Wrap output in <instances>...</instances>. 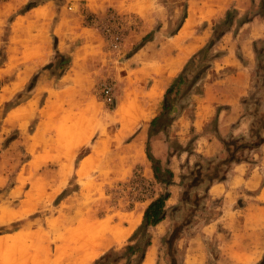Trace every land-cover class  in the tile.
I'll use <instances>...</instances> for the list:
<instances>
[{
  "label": "rangeland",
  "instance_id": "rangeland-1",
  "mask_svg": "<svg viewBox=\"0 0 264 264\" xmlns=\"http://www.w3.org/2000/svg\"><path fill=\"white\" fill-rule=\"evenodd\" d=\"M21 1L0 0V264H71L69 255L83 248L82 244L88 247L87 235L93 233L86 232L90 223L106 221L108 225L102 223L108 230L99 227L104 232H97L96 236L101 233V237L93 239L98 241L100 250L105 247L100 245L109 234L123 229L131 217L163 191L144 175L133 151L128 149L136 134L146 131L150 121L162 113L163 96L152 107H148L144 97L163 77L170 56L179 50L163 52L165 45L171 43L166 37L187 14L186 2L151 0L152 17L157 22L150 24L152 29L148 25L146 33H154L157 27L161 30L152 44L132 58L143 38L139 33L145 31L144 18L131 13L118 14L111 9L97 16L66 0H24L18 6ZM222 1L190 0V11L196 13L197 19L189 37L179 36L177 40L180 46L192 39L195 47L181 67L169 71L170 75L175 74L171 84L190 58L212 39L213 28L221 24L226 11L235 13L231 34L221 37L209 50L204 61L209 68L205 73L194 84L192 79L197 69L195 64H190L183 79L167 95L169 110L165 117H160L159 124L169 121L165 136L169 156L179 154L178 149L184 147L180 142L192 154L197 134L189 131V125L195 113L208 115L205 131L214 132L215 113L223 108L221 95L239 104L240 100L247 101L245 107L240 104L241 112L249 127L253 125L259 130L263 141L259 147L264 143V37L252 43L249 31L239 25L244 19L258 16V6L252 3L254 0H239L238 5L223 10ZM29 2L36 5L32 16L17 17ZM160 2L167 5L161 6ZM221 10L225 11L223 18ZM109 15L132 19L122 23V39L117 49L110 46L101 24ZM44 39L49 43L47 59L51 58L34 70V63L26 61L32 55L30 49L28 54L22 55L21 51L33 43L36 48L41 47ZM229 49L235 51L242 64L250 62L251 69L237 77L241 82L240 91L221 92V84L216 82L230 73L221 63V57ZM260 51L259 66L263 73L259 76L256 52ZM58 55L66 59V64L60 65ZM224 61L229 63V58ZM39 73H45L49 79L42 78L40 82L46 81L43 87L27 92V84ZM64 74L65 85L61 88L56 79ZM104 84L112 87L115 97L112 106L106 105L100 94ZM132 99V107L136 109L129 107L128 110L140 113L127 112L137 119L126 125L117 110ZM144 112L146 118H143ZM129 114L127 120L131 118ZM243 138L250 141L248 134ZM186 157L191 164L184 160L181 182L182 196L186 192L187 202L182 198L178 204H168V217L162 224L164 232L156 238L153 247L156 264L171 261L174 264H235L226 255L229 230L221 236L214 222L219 215V201L206 198V184L190 185L194 172L210 175L213 165L221 159H207L196 153ZM242 157L250 160L247 169L264 179V151L253 156L245 152ZM172 165L176 169L178 164L173 160ZM243 217L239 213L236 221L228 222L241 223ZM94 224L91 226L97 229L98 224ZM74 230H81L83 235L85 230L87 237H81L82 233L79 235ZM148 231L152 237L153 230ZM172 233V246L168 248L166 241ZM237 240L243 242L242 252L255 249L253 245H245L255 237L239 236ZM106 243L108 247L109 242ZM127 244L124 240L117 247L107 248L105 252L113 250L108 262L116 260V264H126L118 258ZM255 264H264V256Z\"/></svg>",
  "mask_w": 264,
  "mask_h": 264
},
{
  "label": "crops",
  "instance_id": "crops-1",
  "mask_svg": "<svg viewBox=\"0 0 264 264\" xmlns=\"http://www.w3.org/2000/svg\"><path fill=\"white\" fill-rule=\"evenodd\" d=\"M71 5L80 8H84V11L89 14H95L97 16H103L106 11L108 10H114L118 12V14H126L131 13L135 16L142 19V22L145 23V31L139 33L141 35L140 38L147 35L149 28L152 27L150 25L152 22H157L156 19H154L153 13H152V7L153 3L151 0H66ZM177 0L174 2L176 3ZM260 1V0H259ZM259 1H252L253 4H256L258 6ZM173 2V3H174ZM186 2V16L183 18L181 24L172 31L171 34H169L166 37V41L171 42L168 45H165L163 52H166V54L172 53L173 49L179 48L177 52H175L174 56H170V59L168 60L165 68V72L163 77L159 78L157 82L153 84L151 89L155 86L160 92V96H163L168 86L171 84L172 78L175 76V74L170 75L169 71H173L175 69H178L181 67L184 63V61L187 59L188 54L193 50L195 47L194 41L187 40L184 44H180L177 40L179 36H184L188 38L191 29L193 28L197 16L196 13L190 11V0H185ZM223 2V3H222ZM221 2V6L224 7L223 10H226L228 7L238 5L239 0H223ZM20 5L24 4V0L18 3ZM161 6H166V2H160ZM250 4V3H249ZM149 5V7H148ZM35 9L32 8L28 11H26L23 14H18L17 17H23V16H32V12ZM225 11L221 10V18H223ZM191 16V24L188 27L184 28V24L186 19ZM149 25V28H148ZM242 29L246 28L249 31V36L251 37V42L264 37V16L258 15L251 18V20L245 24L242 25ZM153 28V27H152ZM151 28V29H152ZM241 29V30H242ZM161 30L160 27H157L154 29V33L152 35V39L148 42H146L141 48H139L136 52L132 54V58H135L140 52L144 51L145 48H147L148 45L152 44L154 42V39L156 35ZM144 32V33H143ZM230 31L225 33L222 38H225L226 36L230 35ZM232 35H234L232 33ZM55 40V37H52ZM166 41L164 44H166ZM49 43L48 40H43V45L41 47L36 48L34 43L24 50H22L21 54L27 53V50L30 49L29 57H27L26 61L28 63H34L33 65L34 70L42 67L47 60V55L49 52ZM174 50V51H175ZM58 51H54V54H60L56 53ZM28 54V53H27ZM75 53L72 54L74 57ZM172 55V54H171ZM232 55V58L230 57ZM229 58V63H224L225 59ZM47 59V60H46ZM181 59V64L179 67H177L178 60ZM221 63L222 67L226 68L230 71L229 75L225 74L221 78V80L217 81L216 84H221V92H227V91H240L241 88V82L237 81V77L242 76V73L244 71H248L250 68L251 63H245L242 64L241 61H239L235 56V51L229 49L225 52V54L221 57ZM49 79V76H47L45 73H39L37 77V81L35 84V87L30 92H33L36 90V88L43 87L46 83V81L40 80ZM65 78L66 75H62L61 77H57L56 83L59 85V87H64L65 85ZM73 79V78H72ZM41 83V84H40ZM150 89V90H151ZM149 90V92H150ZM232 91V92H233ZM148 92V93H149ZM240 93H238L237 97H239ZM48 97V96H47ZM158 97V98H159ZM236 97V98H237ZM157 98V100H158ZM223 98V99H222ZM144 101H146L144 97ZM157 102V101H156ZM237 102V100H228L225 96L221 95V106L227 110L221 109L218 113H215V117L217 120V127L214 130V132L207 133L205 131V124L208 121V115H203L200 112L195 113L191 117V123L189 131L193 132L194 134H197V137L193 141L194 149L192 154H189L188 151H181L178 155H172L169 156L167 153V146L165 144V136L167 128L162 131H157L155 134L150 136V138L147 137L148 128L146 131H140L136 134V136L132 139V141L129 143L130 149L133 151L134 156L137 158L138 163L143 168L144 175L150 179L153 180V182L156 185H159L161 189L166 188L169 192V197L165 201V209L167 210L168 204H178L181 202L182 199V177L181 173L183 172V163L186 160L187 163L191 164L190 159H186L188 155L193 154H200L204 158L207 159H213V158H219L222 159L224 157V147L221 143V140H225L232 137H238L240 135L244 136L248 132L249 124L247 123L248 120L246 119V116L241 112L240 104ZM46 106V104H45ZM18 108L15 107L14 109ZM12 109V110H14ZM44 109V106L40 109L42 111ZM210 116V115H209ZM41 119V118H40ZM223 122V124H221ZM39 125V120L37 122ZM36 124V125H37ZM149 142V148L150 152L153 155L154 158L159 159L162 166L168 168L172 174V183L168 186H163L160 184H157L153 178V173L151 170V164L147 160L145 156V144L146 142ZM181 146L185 145L180 142ZM197 144V148H196ZM134 145H138L139 147V153L136 155ZM183 147V148H184ZM262 151H264V143L255 151H251V155H261ZM168 157V158H167ZM189 158V157H188ZM173 160L177 162L176 169L174 168V165H172ZM250 161V160H249ZM243 161L239 163H232L226 168L225 172V178L221 181H213L209 186L205 189L204 195L209 200H217L219 201V215L217 216V219L214 221L215 225L218 227L219 232L222 236L223 233H225V230H229L228 240H226L227 248H226V255L229 258V261L234 262L235 264H255L258 262L259 258L264 256V179H262L257 172L254 170L247 169L248 166L251 165L250 162ZM152 201V200H151ZM234 203L237 204L234 206ZM149 204L146 203L144 207L133 217L129 219L126 226H123V229H120L121 231H125L122 235L116 236L112 234H109L106 238L107 240L103 241V244L100 246H105L104 248H100L97 244V240H95V243L93 241H90L88 244V247L78 251L76 253L75 251L72 252L67 258L70 260L71 264H84V263H91L95 258L101 256L105 253V250L107 248H114L120 245L124 240L126 241L132 234V232L135 230V228L140 224L142 220L143 211L146 208V206ZM241 213L242 216H244L241 219V223L233 224L229 223L230 220L236 221V214ZM168 211L166 213V217L164 220L159 222L154 227H150L149 229L153 232V236L151 237V244L147 248L145 252L144 259L141 264H146L148 253L150 250H152V253L150 255V264H156V254H155V247L154 243L156 241V238L158 236H161V234L164 232L163 223L167 219ZM138 219V222L135 224L133 228L130 227L129 222ZM162 228V229H161ZM255 237V240L252 242L246 241L245 245H253L255 249H247L245 252H242V244L243 242L238 241V237ZM92 242V243H91ZM109 246L106 247L108 245ZM96 244V245H95ZM107 244V245H104ZM154 247V248H153ZM94 255L91 258H87L84 261L82 258H84L85 255H88L92 252ZM90 261V262H89Z\"/></svg>",
  "mask_w": 264,
  "mask_h": 264
},
{
  "label": "trees",
  "instance_id": "trees-1",
  "mask_svg": "<svg viewBox=\"0 0 264 264\" xmlns=\"http://www.w3.org/2000/svg\"><path fill=\"white\" fill-rule=\"evenodd\" d=\"M36 7V5L32 2L27 3L23 9H21L18 14H23L26 11ZM234 11H226L225 16L223 18V21L221 24L216 25L213 28V37L209 40V42L206 44L205 47L201 48L195 56L190 58L188 63L183 68L181 74H179L172 82V84L166 89L164 95H163V102H162V113L160 114V117L163 118L166 116V112L169 110V105L167 104V95L172 92L174 89L176 83L181 81L184 77V74L186 73L188 66L190 64H195L196 66V73L192 79V82L195 84L201 77L203 73L209 68V65H206L204 63L205 60L208 59V53L209 50L214 46V43L216 41H219L221 37L230 31L233 19H234ZM258 14L261 16H264V0H260L258 3ZM251 18H247L242 20L239 25H243L247 22H249ZM182 22V21H181ZM180 22V24H181ZM179 24V25H180ZM177 25V27L179 26ZM153 32L148 33L142 38L141 43L137 48H135L134 52H136L139 48H141L146 42L150 41L152 39ZM61 59L60 65L66 64V59L63 58L62 55H58ZM200 56V60L203 63L199 64V61L196 60V57ZM262 56V52H256V60H257V70L256 74L260 76V72L263 73L260 65V57ZM264 74V73H263ZM38 75H34L29 83L27 84L26 90L27 92H30L35 87L36 81H37ZM241 104L245 107L247 104V101L245 99L241 100ZM160 117H155L150 121V125L148 128L147 137L150 138L153 134H155L157 131H164L168 127V122L159 124ZM256 127V126H255ZM253 125L249 127L248 130V137L249 142L246 141L243 136L240 137H232L229 138V142L226 140H221V143L224 147V157L219 161L218 163L214 164L211 168L210 175H203L200 171L194 172L193 176L191 177V183L190 185L192 187H199L203 184H206V187L211 184L213 181H222L225 178V172L226 168L232 164V163H239L243 161H247L245 158H243V154L245 152H251L256 150L259 145L263 142L262 138L259 136V130H257ZM256 138L258 141L252 142L251 140ZM239 139V140H237ZM244 140V141H243ZM179 152L181 151H188L186 148L178 149ZM145 156L147 160L151 164V170L153 173V178L157 184L168 186L172 183L173 174L172 172L162 166L159 159H156L153 157V155L150 152L149 148V142L147 141L145 144ZM186 193V192H185ZM182 196V200L184 202H187L186 195ZM61 196L57 198L60 199ZM169 197V192L166 188H163V191L152 201L149 202V204L146 206V208L143 211L142 220L140 224L135 228V230L132 232L131 236L127 239V245L124 246V251L121 254V256L118 258L119 261L121 259H124L126 261V264H141L145 252L149 245L151 244V237L149 235V228L154 227L159 222L165 219L167 210L165 209V201ZM59 201V200H58ZM173 233L170 234L166 241V245L168 248L172 246V240H173ZM111 253H113V250L111 252H105L100 257L95 259L92 264H116V260L109 261V257L111 256ZM118 261V260H117ZM116 262V263H115ZM170 264H174L172 261Z\"/></svg>",
  "mask_w": 264,
  "mask_h": 264
},
{
  "label": "bare ground",
  "instance_id": "bare-ground-1",
  "mask_svg": "<svg viewBox=\"0 0 264 264\" xmlns=\"http://www.w3.org/2000/svg\"><path fill=\"white\" fill-rule=\"evenodd\" d=\"M191 16H189V18L188 19H186V21H185V24H184V28L185 27H188L190 24H191ZM180 64H181V59H179L178 60V62H177V67H179L180 66ZM159 95H160V92H159V90L157 89V87H153L151 90H150V92L149 93H147V95H146V97H145V99H146V101L145 102H147V105H148V107H152L155 103H156V101H157V98L159 97ZM131 100V99H130ZM129 100V101H130ZM126 102H127V100H126ZM131 102H133L134 103V101H133V99H132V101H130V103H125V105L124 104H122L119 108H118V114H119V116H121L122 117V119L124 118V120L127 122V124L126 125H129L131 122H132V120H134V114H129V116L131 117H129L130 119L129 120H131V121H129V120H127L128 118L126 117V115L128 116V114H126L127 112H138L137 110L136 111H131V110H134V109H136L135 108V106L133 105V107H132V104H131ZM128 107V108H127ZM129 107H131V110H128V109H130ZM133 108V109H132ZM154 108V107H153ZM138 113H140V112H138ZM142 114V113H141ZM135 115H137V114H135ZM132 116H133V119H132ZM147 117H148V115H147ZM143 118H146V115H145V112H144V116H143ZM136 119L137 118H135V120L134 121H136ZM127 127V126H126ZM134 148H135V153H136V155H138V153H139V147H138V145H134ZM100 222V221H99ZM99 222L97 221V222H93V223H90L91 225H93L94 223V225H96V224H98L97 226V229H96V227L94 228V226H91L90 224H88V226L90 225V231L88 230V231H86L87 233L88 232H91V231H93V233L91 232V233H89L87 236H89V237H87L86 236V234L87 233H85V230H84V235H83V233L82 232H80L81 230H79V232L80 233H82L81 235H80V233L76 230H74V232L76 233H79V235L82 237V235H83V237L85 238V237H87V239L89 240V242H87L88 244L90 243V241H92L94 238H96V237H101V236H99V235H101V233L98 235V236H96L97 235V232H102V234H103V232L104 231H102V230H106L107 229V223H106V221H102V222H100V226H99ZM138 222V219H136V220H133V221H130L129 222V225H130V227L131 228H133L134 226H135V224ZM102 223H104V224H106L107 226H105V228L103 227V224ZM109 223V222H108ZM82 225V224H81ZM87 225V224H86ZM110 226V225H109ZM82 226H80V228H81ZM99 227H103L102 228V230H100V229H98ZM112 226H110V228H111ZM79 228V229H80ZM109 228V227H108ZM86 230L88 229V228H85ZM116 229V228H115ZM118 229V228H117ZM116 229V230H117ZM100 230V231H99ZM108 230V229H107ZM125 231H119V230H117L116 232H114V235H116V236H119V235H122L123 233H124ZM72 233H73V231H72ZM75 233H73V234H75ZM109 234V233H108ZM107 234V235H108ZM76 235V234H75ZM75 235H72V236H75ZM78 236V235H77ZM75 239H78L79 240V237H74ZM74 238H72V241L74 242ZM2 239H4V238H2ZM1 239V240H2ZM6 240H7V238H5ZM83 239V238H82ZM81 239V240H82ZM84 240V239H83ZM104 240V239H103ZM107 240V239H106ZM95 241L93 240V243H94ZM87 243H85V244H87ZM92 243V242H91ZM97 243H98V241H97ZM96 245V244H95ZM81 246H83V248H80V249H78L77 247V249L75 250V252L76 253H78V251H80V250H83V249H85L84 248V244H82ZM85 246H87V245H85ZM0 248H1V245H0ZM93 253H95V251L94 252H92V253H90V254H88V255H85L84 256V258H82V260L84 261L85 259H87V258H91L94 254ZM151 253H152V250H150V252L148 253V257H147V261H146V264H150V255H151Z\"/></svg>",
  "mask_w": 264,
  "mask_h": 264
},
{
  "label": "built area",
  "instance_id": "built-area-1",
  "mask_svg": "<svg viewBox=\"0 0 264 264\" xmlns=\"http://www.w3.org/2000/svg\"><path fill=\"white\" fill-rule=\"evenodd\" d=\"M129 20H132L131 18H122V17H116L114 15H109L105 21L101 22L104 34L108 37L110 41V46L112 49H117L120 45L122 34V23L127 22ZM113 27V30L110 28ZM100 94L102 96L103 102L108 105L112 106L115 102L114 93L112 90V87L104 84L101 86Z\"/></svg>",
  "mask_w": 264,
  "mask_h": 264
}]
</instances>
